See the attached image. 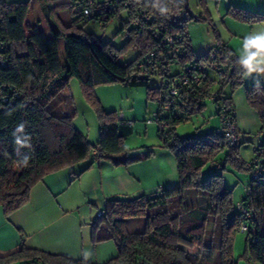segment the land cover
I'll use <instances>...</instances> for the list:
<instances>
[{
  "label": "trees",
  "instance_id": "obj_1",
  "mask_svg": "<svg viewBox=\"0 0 264 264\" xmlns=\"http://www.w3.org/2000/svg\"><path fill=\"white\" fill-rule=\"evenodd\" d=\"M36 2L45 24L43 30L26 24L29 1L0 2V207L5 216L25 206L33 186L45 176L84 161L94 164V150L97 164L107 162L113 167L151 159L153 149L141 155L129 154L124 141L131 123L116 112L104 111L93 94L101 85L144 87L147 99L159 106L154 120L158 118L166 125L159 127L158 148L174 157L178 186L132 199L106 201L91 231L92 244L108 240L115 243L117 255L105 264H237L233 243L243 223L248 228L243 259L246 264H264V142L255 150L262 169L260 180L251 177L246 195L239 201L251 213L243 219L221 175L201 176L202 169L213 164L226 148V157L239 163L238 145L229 146L217 134L219 128L184 138L176 133V126L187 116L201 112L209 98H214L212 103L230 107L235 122L231 98L223 92L226 85L232 90L242 85L245 71L234 52L227 45L212 49L208 54L216 50L218 68L211 66L214 61L207 55L196 57L185 24L202 17L188 18L181 0H131L130 4L128 0H94L92 6L84 0ZM199 5L206 11L205 0H199ZM87 7L90 11L85 13ZM63 12L69 15L68 23L60 17ZM121 12L128 17L126 22L121 21L118 31L126 32L121 48L103 44L84 32L85 23L105 26ZM228 14L240 22L264 23V14L243 8L230 6ZM134 19L139 25L133 24ZM130 49L137 51L135 59L120 64L119 57ZM192 60L200 64L195 70L201 84L185 88L177 97L167 96L165 80L180 77L186 68L193 67ZM204 65L216 78L206 73ZM173 66L177 70L172 73ZM152 76L160 78L155 88L149 86ZM71 79L78 82L95 109L99 122L96 143L89 142L72 124L73 115L68 112L71 96L64 94ZM246 98L264 124V87L259 83L249 86ZM165 106L167 110H163ZM175 110L182 115H175ZM162 112L168 115L164 117ZM216 116L220 123L219 111ZM219 168L223 170L224 164ZM243 168L251 173V168ZM189 190L196 191L202 202L185 206L184 195ZM175 198L178 201L172 204ZM129 218H145L144 228L129 233L125 226ZM0 264L89 263L21 246L0 257Z\"/></svg>",
  "mask_w": 264,
  "mask_h": 264
},
{
  "label": "rangeland",
  "instance_id": "obj_2",
  "mask_svg": "<svg viewBox=\"0 0 264 264\" xmlns=\"http://www.w3.org/2000/svg\"><path fill=\"white\" fill-rule=\"evenodd\" d=\"M17 1L30 2L31 10L26 19V24L40 25L39 28H43V23H40L41 14L35 0H8L9 3ZM188 5L195 17H202L200 21L189 20L185 24V30L188 33L190 45L196 57L205 56L220 45H227L234 52L237 59L240 60L245 54V38L255 32L264 30V23L248 24L240 22L228 14L230 6L264 14V0H205L204 7L206 11L199 5V0H189ZM61 15L63 22L68 23L69 15L67 12H63ZM127 20L126 13L121 12L119 16L114 17L105 26L97 22H87L83 26V30L86 34L98 38L103 44L111 43L114 47L121 48L125 41L126 32L118 33V31L121 21L126 22ZM252 50L255 51V49ZM60 55L64 61L62 43H60ZM136 55L137 51L130 49L119 57L118 62L122 65L130 63ZM190 65L198 66L200 64L192 60ZM204 68L208 75L216 78V74L211 72L207 65H204ZM176 70L177 67L173 66L171 72L173 73ZM159 83L160 78L152 76L149 86L155 88ZM254 83H259L261 87H264V73L252 72L246 74L244 72L241 86L233 90L230 85L223 88L224 95L231 98L236 113L238 131L235 144L238 145L237 157L239 163L235 158L232 160V157H226L229 150L226 148L217 155L215 162L206 165L201 173L203 179L209 177L210 174L221 175L223 186L232 190V199L235 204L245 197L247 187L251 181L250 171L245 170L243 167L246 165L247 168H250L248 164L255 159V150H258L261 142H264V139L258 137L261 129H264V124H262L256 108L251 106L246 98V89ZM216 86L218 85H215V89ZM67 94L71 96L68 112L73 115V126L89 142L96 143L99 139L98 118L95 109L88 103L75 79L70 80ZM93 94L104 111L116 112L119 118L122 117L125 121L131 123V133L124 141L130 155H141L146 152V147H155L159 144V126L154 121L155 114L159 112V106L156 102L147 99L146 88H130L121 84L101 85L94 89ZM220 104L221 102L217 104L206 102V106L201 112L187 116L188 119L185 122L176 126L177 135L184 138L217 131L220 123L216 112ZM161 114L166 117L168 112H162ZM174 114L182 115L178 110H175ZM222 164L225 168L220 170L219 166ZM83 199L84 196H81L80 203ZM202 200L198 199L194 190H189L184 195L185 206H195L197 201L200 203ZM90 208L96 211L94 207L91 206ZM244 238L245 235L239 232L233 243V257L237 264H246L243 259Z\"/></svg>",
  "mask_w": 264,
  "mask_h": 264
},
{
  "label": "crops",
  "instance_id": "obj_3",
  "mask_svg": "<svg viewBox=\"0 0 264 264\" xmlns=\"http://www.w3.org/2000/svg\"><path fill=\"white\" fill-rule=\"evenodd\" d=\"M40 23L43 28L29 26L45 29L42 15ZM235 123L238 131L236 113ZM128 131L127 136L131 127ZM159 145L160 142L155 147L145 146L146 152L154 150V156L138 165L113 167L107 162L90 165L84 161L61 169L34 185L29 202L16 212L5 216L0 207V257L24 246L73 261L85 260L89 264H105L113 259L117 249L112 240L95 245L91 242L92 225L106 201L132 199L178 186L175 159L167 150L158 148ZM81 196L84 199L80 203ZM177 201L175 198L171 203ZM144 225L145 218L125 221L129 233L141 231Z\"/></svg>",
  "mask_w": 264,
  "mask_h": 264
},
{
  "label": "built area",
  "instance_id": "obj_4",
  "mask_svg": "<svg viewBox=\"0 0 264 264\" xmlns=\"http://www.w3.org/2000/svg\"><path fill=\"white\" fill-rule=\"evenodd\" d=\"M2 1L3 0H0V2H2ZM77 1H80V0H77ZM84 1L89 5H91V4L93 5V3H94V0H84ZM130 2H131V0H128V4H130ZM90 7L85 8L84 12L88 13L90 11ZM91 9H92V7H91ZM145 19L147 20V19H149V17L147 16V17H145ZM138 23L139 22L137 19L133 20L134 25H139ZM167 41L169 43H171V39H168ZM207 57H209L210 60L214 61L216 58V50H213L210 54H207ZM139 66H143V65L141 64ZM211 66L213 68L219 67L216 61H214ZM195 67L196 66L186 68L185 72L180 77L172 78V79H166L165 80V84H166L165 94L169 97H177L178 94L180 92H182L185 88L191 89L193 86H199L201 84V77L196 72ZM213 99L214 98H209L208 101L211 102ZM163 110H167V106H165L163 108ZM218 111H219V118H220V126H219V129L217 131V134L219 136H221L229 146H234V144L236 142L237 126L231 117V108L226 106L225 104L224 105L222 104L219 107ZM154 121L157 123V125L160 128H164L166 126L163 122H160L158 118H156ZM258 137L264 138V131L260 132ZM92 158L96 163V161L98 160L96 150H94L92 152ZM258 160L259 159H255L251 162V164H248L249 167L251 168V177L254 180H260V177H261L260 174H261L262 169H261V166L259 165ZM236 210L241 213V216L243 219L249 218L251 216V213L248 212L247 210H245V208L242 207V205L239 202L236 203ZM101 215H102V213L99 212L97 217H99ZM247 229L248 228H247V225L245 223H243L240 226V232L243 233L245 235V237L247 236ZM253 242H255V240H253Z\"/></svg>",
  "mask_w": 264,
  "mask_h": 264
},
{
  "label": "clouds",
  "instance_id": "obj_5",
  "mask_svg": "<svg viewBox=\"0 0 264 264\" xmlns=\"http://www.w3.org/2000/svg\"><path fill=\"white\" fill-rule=\"evenodd\" d=\"M244 51L245 54L240 58L239 64L245 73H264V30L245 38Z\"/></svg>",
  "mask_w": 264,
  "mask_h": 264
},
{
  "label": "water",
  "instance_id": "obj_6",
  "mask_svg": "<svg viewBox=\"0 0 264 264\" xmlns=\"http://www.w3.org/2000/svg\"><path fill=\"white\" fill-rule=\"evenodd\" d=\"M181 1H182L183 9H184L186 15L188 16V18L195 19L196 18L195 15L189 9V5H188L189 0H181Z\"/></svg>",
  "mask_w": 264,
  "mask_h": 264
}]
</instances>
